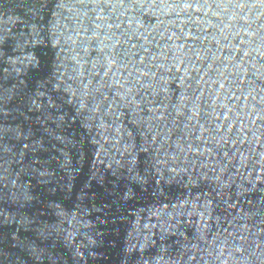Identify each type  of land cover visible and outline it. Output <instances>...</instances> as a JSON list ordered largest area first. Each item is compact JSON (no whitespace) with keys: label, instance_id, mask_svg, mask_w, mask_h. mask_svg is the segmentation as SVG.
Here are the masks:
<instances>
[{"label":"water","instance_id":"water-1","mask_svg":"<svg viewBox=\"0 0 264 264\" xmlns=\"http://www.w3.org/2000/svg\"><path fill=\"white\" fill-rule=\"evenodd\" d=\"M0 264H264V0H0Z\"/></svg>","mask_w":264,"mask_h":264}]
</instances>
